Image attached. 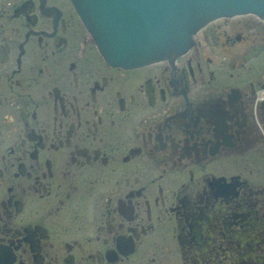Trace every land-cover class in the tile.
Returning <instances> with one entry per match:
<instances>
[{"label":"flooded vegetation","instance_id":"flooded-vegetation-1","mask_svg":"<svg viewBox=\"0 0 264 264\" xmlns=\"http://www.w3.org/2000/svg\"><path fill=\"white\" fill-rule=\"evenodd\" d=\"M263 42L221 18L124 69L71 0H0V264H264Z\"/></svg>","mask_w":264,"mask_h":264},{"label":"water","instance_id":"water-1","mask_svg":"<svg viewBox=\"0 0 264 264\" xmlns=\"http://www.w3.org/2000/svg\"><path fill=\"white\" fill-rule=\"evenodd\" d=\"M107 64L132 69L188 51L209 22L264 20V0H72Z\"/></svg>","mask_w":264,"mask_h":264},{"label":"bare ground","instance_id":"bare-ground-1","mask_svg":"<svg viewBox=\"0 0 264 264\" xmlns=\"http://www.w3.org/2000/svg\"><path fill=\"white\" fill-rule=\"evenodd\" d=\"M12 2V1H11ZM32 3V2H31ZM54 3V2H53ZM6 4V3H5ZM49 4V3H48ZM10 5V4H9ZM7 6V5H6ZM74 6V5H73ZM74 8H75V6H74ZM75 10H76V8H75ZM48 11V10H47ZM46 11V12H47ZM40 12H41V10H40ZM79 14V13H78ZM46 15V14H45ZM53 16V15H52ZM66 16V15H65ZM79 16H80V18H82L81 17V15L79 14ZM238 16H240V15H237V16H235V17H238ZM78 17V16H77ZM244 17V16H243ZM248 17V16H247ZM247 17H245V18H247ZM244 18V19H245ZM251 18V17H250ZM253 18V17H252ZM232 20H233V18H232ZM235 20H237V19H235ZM246 20V19H245ZM248 20V19H247ZM243 21V20H242ZM252 21V20H251ZM80 22V21H79ZM218 22H220V21H218ZM226 22V21H225ZM83 23H84V25L86 26V24H85V22L83 21ZM81 24V23H80ZM208 24H206V26H207ZM212 25H210V27H211ZM217 26V25H216ZM242 26V25H241ZM209 27V28H210ZM238 27H240V25L238 26ZM6 30V29H5ZM237 31V30H236ZM240 31V30H239ZM254 32V31H253ZM257 32V31H256ZM244 33V32H243ZM249 33V32H248ZM202 36V35H201ZM218 36V35H217ZM238 36V35H237ZM251 36V35H250ZM249 37V36H248ZM253 39V38H252ZM196 40H197V38H196ZM246 40V39H245ZM84 41V40H83ZM95 41V40H94ZM263 41V40H262ZM201 42V41H200ZM239 42V41H238ZM245 42V41H244ZM88 43H90V42H88ZM87 43V44H88ZM96 43V42H95ZM249 43V42H248ZM260 43V42H259ZM264 43V42H263ZM94 44V43H93ZM202 44H203V42H202ZM250 44V43H249ZM262 44V43H261ZM233 45V44H232ZM80 46V45H79ZM97 46V45H96ZM220 47V46H219ZM98 48V47H97ZM206 49V48H205ZM196 50H197V48H196ZM198 50H199V48H198ZM207 50V49H206ZM233 52V51H232ZM235 52V51H234ZM241 52V51H240ZM191 53V52H190ZM207 53V52H206ZM233 54V53H232ZM184 55V54H183ZM182 55V56H183ZM185 55H186V53H185ZM209 55V54H208ZM188 56V55H187ZM210 56H211V54H210ZM181 57V56H180ZM183 58V57H182ZM189 58V57H188ZM219 58V57H218ZM187 59V58H186ZM191 59V58H190ZM177 60V59H176ZM212 60V59H211ZM213 60H215V59H213ZM163 61H165V60H162V61H159V62H163ZM183 61V60H182ZM228 61V60H227ZM180 62V61H179ZM237 62V61H236ZM156 63H158V62H154V63H152V65L153 64H156ZM168 63V62H167ZM174 63V62H173ZM201 63V62H200ZM107 64V63H106ZM177 64H179L178 62H177ZM182 64V63H181ZM196 64V63H195ZM149 65V64H148ZM151 65V64H150ZM105 66V65H104ZM161 66V65H160ZM153 67V66H152ZM107 68V67H106ZM165 68V67H164ZM186 68V67H185ZM94 69H95V67H94ZM184 69V68H183ZM187 69V68H186ZM193 69V68H192ZM196 69V68H195ZM147 70V69H146ZM175 70H177V69H175ZM197 70V69H196ZM118 72H120V71H118ZM167 72V71H166ZM106 74V73H105ZM92 75V74H91ZM198 76V75H197ZM110 78V77H109ZM190 78V77H189ZM200 78V77H199ZM105 79H106V77H105ZM178 79V78H177ZM168 80V79H167ZM151 81V80H150ZM263 81V80H262ZM95 82V81H94ZM172 82V81H171ZM196 82V81H195ZM188 83V82H187ZM190 84V83H189ZM261 84V83H260ZM168 85V84H167ZM166 85V86H167ZM192 85V84H191ZM196 85V84H195ZM182 86V85H181ZM252 86V85H251ZM255 86V85H254ZM196 88V87H195ZM198 88V87H197ZM237 88V87H236ZM256 88V87H255ZM190 89H191V87H190ZM219 90V89H218ZM228 90H229V88H228ZM231 90V89H230ZM255 90V89H254ZM181 91V90H180ZM186 91V90H185ZM199 91V90H198ZM247 91V90H246ZM186 92H188V91H186ZM190 92V91H189ZM192 92H193V90H192ZM236 92V91H235ZM241 92V91H240ZM244 92V91H243ZM208 93V92H207ZM184 94V93H183ZM189 94V93H188ZM213 94V93H212ZM256 94V93H255ZM157 95V94H156ZM245 95V94H244ZM248 95V94H247ZM197 96V95H196ZM195 96V97H196ZM256 96V95H255ZM157 97V96H156ZM178 97V96H177ZM219 97V96H218ZM223 97V96H222ZM249 97H250V95H249ZM170 98V97H169ZM197 98V97H196ZM225 98V97H224ZM240 98V97H239ZM174 99H176V98H174ZM188 99V98H187ZM256 99V98H255ZM179 100H180V98H179ZM189 100V99H188ZM191 100V99H190ZM220 100V99H219ZM258 100H259V102H262V103H264V90H262V91H259V95H258ZM184 101V100H183ZM193 101V100H192ZM195 101V100H194ZM206 101V100H205ZM229 101V100H228ZM175 102V101H174ZM235 102H236V100H235ZM238 102V101H237ZM195 104H196V102H194ZM202 103V102H201ZM221 103V102H220ZM173 105H175L174 103H172ZM198 104V103H197ZM205 103H203L202 105H204ZM242 104H243V102H242ZM261 104V103H260ZM182 105V104H181ZM171 106V105H170ZM180 106V105H179ZM178 106V107H179ZM196 106V105H195ZM206 106V105H205ZM244 106V105H243ZM161 107V106H160ZM185 107V106H184ZM207 107V106H206ZM232 107V106H231ZM236 107V106H235ZM246 107V106H245ZM169 108V107H168ZM199 108V107H198ZM205 108V107H204ZM214 108V107H213ZM223 108V107H222ZM160 109V108H159ZM167 109V108H166ZM221 109V108H220ZM254 109V108H253ZM168 110V109H167ZM178 110V109H177ZM188 110V109H187ZM194 110V109H193ZM166 111V110H165ZM214 111V110H213ZM223 111V110H222ZM229 111V110H228ZM254 111V110H253ZM176 112V111H175ZM174 112V113H175ZM178 112V111H177ZM196 112V111H195ZM226 112V111H225ZM230 112V111H229ZM264 112V111H263ZM179 113V112H178ZM239 113V112H238ZM246 113V112H245ZM259 113V112H258ZM183 114V113H182ZM207 114V113H206ZM226 115H227V113H226ZM239 115V114H238ZM173 116V115H172ZM196 116V115H195ZM248 116V115H247ZM252 116V115H251ZM183 117V116H182ZM206 117V116H205ZM263 117V116H262ZM174 118H176V117H174ZM173 118V119H174ZM210 118V117H209ZM183 119V118H182ZM235 119V118H234ZM247 119V118H246ZM259 119H260V117H259ZM171 120H172V118H171ZM184 120V119H183ZM245 120V119H244ZM161 121H163L162 119H161ZM166 121V120H165ZM170 121V120H169ZM200 121V120H199ZM229 121V120H228ZM241 121V120H240ZM248 121V120H247ZM260 121V120H259ZM262 121V120H261ZM182 122V121H181ZM209 122H210V120H209ZM185 123H187V122H185ZM261 123V122H260ZM163 124V123H162ZM184 125H186V124H184ZM206 125V124H205ZM251 125V124H250ZM155 126V125H154ZM162 126V125H161ZM169 126V125H168ZM167 126V127H168ZM195 126V125H194ZM250 127V126H249ZM264 127V126H263ZM194 128V127H193ZM216 128V127H215ZM248 128V127H247ZM165 129V128H164ZM229 129V128H228ZM233 129V128H232ZM149 130V129H148ZM166 130V129H165ZM188 130V129H187ZM237 130V129H236ZM248 130V129H247ZM246 130V131H247ZM164 131V130H163ZM206 130H204V132H205ZM209 131V130H208ZM210 131H212V130H210ZM214 131V130H213ZM228 131V130H227ZM157 132V131H156ZM188 132V131H187ZM145 133V132H144ZM153 133V132H152ZM186 133V132H185ZM256 133V132H255ZM261 133V132H260ZM157 134V133H156ZM167 134V133H166ZM200 134V133H199ZM214 135V134H213ZM212 135V136H213ZM259 135V134H258ZM154 136V135H153ZM217 136V135H216ZM164 137V136H163ZM151 138H152V136H151ZM187 138V137H186ZM221 138H223L222 136H221ZM164 139H165V137H164ZM181 139V138H180ZM209 139V138H208ZM152 140H154V139H152ZM217 140H218V138H217ZM219 141V140H218ZM182 142V141H181ZM263 143V142H262ZM221 144V143H220ZM180 145V144H179ZM182 147H184V146H182ZM213 147V146H212ZM203 149V148H202ZM184 150V149H183ZM192 153H193V151H192ZM192 155V154H191ZM215 178V177H214ZM229 179V178H228ZM214 181V180H213ZM32 189V188H31ZM212 190V189H211ZM241 195V194H240ZM243 195V194H242ZM207 197V196H206ZM231 197H233V196H231ZM239 197V196H238ZM228 199V198H227ZM216 201V200H215ZM220 201V200H219ZM224 201V200H223ZM243 201H245V200H243ZM241 202V201H240ZM228 210V209H227ZM244 211V210H243ZM242 213V212H241ZM247 214V213H246ZM221 215V214H220ZM225 217V216H224ZM242 217V216H241ZM239 218V217H238ZM249 222H252V221H249ZM243 223V222H242ZM39 233V232H38ZM257 236V235H256ZM256 238V237H255ZM32 243V242H31ZM30 244V243H29ZM249 245V244H248ZM125 246V245H124ZM243 254V253H242ZM188 256H190V255H188ZM195 261V260H194ZM194 263H196V262H194Z\"/></svg>","mask_w":264,"mask_h":264},{"label":"rangeland","instance_id":"rangeland-1","mask_svg":"<svg viewBox=\"0 0 264 264\" xmlns=\"http://www.w3.org/2000/svg\"><path fill=\"white\" fill-rule=\"evenodd\" d=\"M236 71L237 70H235V71H232V70H230V72L228 71V69L227 68H225L224 69V72L225 73H236ZM241 75H244V76H246V74L248 75V73H246V72H244V73H240ZM250 162H253V160L252 161H250ZM256 167V169L259 171V172H261V169H259V166H255ZM262 170H263V168H262ZM259 183H261L260 181H258L257 183H256V185H259Z\"/></svg>","mask_w":264,"mask_h":264}]
</instances>
